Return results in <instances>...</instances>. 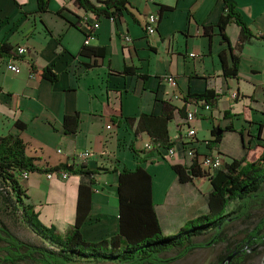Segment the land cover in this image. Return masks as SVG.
I'll use <instances>...</instances> for the list:
<instances>
[{
	"label": "crops",
	"instance_id": "obj_1",
	"mask_svg": "<svg viewBox=\"0 0 264 264\" xmlns=\"http://www.w3.org/2000/svg\"><path fill=\"white\" fill-rule=\"evenodd\" d=\"M234 1L254 35L239 53L237 78L222 74L219 53L225 50L230 61L228 44L216 27L222 0H128L126 11L115 18H96L73 0H48L45 11L38 9L37 0H0V43L9 44L18 55L0 58V135L19 136L25 154L41 167L77 164L76 153L90 150L84 163L97 173L80 229L84 241L96 242L118 232V173L124 167L140 165L151 175L161 231L176 232L207 210L210 176L200 169L202 177L181 183L171 167L191 163L182 142L187 112L195 115L194 145L200 154L218 153L230 162L246 152L250 159L253 151L245 148L264 142V0ZM152 12L157 13L158 24L156 32L148 34L144 21ZM205 26L213 27L211 37L204 33ZM89 27L94 35L86 45L103 47L101 56L81 54ZM225 33L234 47L239 27L229 23ZM17 46L27 51L18 54ZM8 60L20 67L19 73L5 68ZM44 67L57 74L55 82L38 76ZM207 88L219 95L214 108L184 102L187 94ZM165 103L174 108L167 122L169 139L174 141L172 157L164 156L161 148L160 155L145 149L150 136L134 131L141 115L158 116ZM74 113L75 132L65 134L63 117ZM126 118H134L132 126ZM219 134L218 143L207 144ZM80 181L76 174L63 179L31 172L19 183L40 222L64 234L75 220Z\"/></svg>",
	"mask_w": 264,
	"mask_h": 264
},
{
	"label": "trees",
	"instance_id": "obj_2",
	"mask_svg": "<svg viewBox=\"0 0 264 264\" xmlns=\"http://www.w3.org/2000/svg\"><path fill=\"white\" fill-rule=\"evenodd\" d=\"M75 5L84 11L91 12L96 18L105 16L115 18L126 11L128 0H101L92 3L90 0H73ZM223 9L216 27L221 38L228 44L230 61L226 51L219 53L222 74L225 77L237 78L239 53L245 41L253 38L247 24L236 8L234 0H222ZM38 9L45 11L48 0H37ZM164 7H160V16ZM235 23L239 27L238 42L234 47L229 44L225 33L226 26ZM212 26H205L204 33L211 37ZM103 47L83 46L82 55L101 56ZM12 46L0 43V58H17ZM31 74L36 75L34 70ZM128 70H125V72ZM50 82L57 80V74L49 67H44L38 73ZM219 95L211 88L201 93L187 94L184 102H199L214 108ZM173 107L164 104L160 115H141L134 129L135 134L146 131L151 138L154 153L160 155L159 148H171L167 132V122L172 118ZM182 113L183 109L179 110ZM264 112V111H263ZM129 126L134 118H126ZM78 114L65 115L63 127L65 134L75 132ZM23 127L22 124H17ZM211 133L214 135L215 130ZM221 135L215 136L207 144L218 143ZM250 159L245 154L238 159L224 162L221 168L210 176L211 189L207 195V210L196 218L188 220L179 230L170 235H162L155 204L151 195V175L140 165L134 169L122 168L118 173V220L119 230L116 234L96 242L84 241L81 235V225L90 207L91 185L94 183L96 170H89L84 162L77 164L59 163L52 167H41L35 159L25 154V144L14 134L0 135V199L10 203L19 212L21 220L40 239V244H33L19 239L0 220V264H18L21 261L32 260L38 264H74L79 261L110 262L112 264H168L196 248L210 247L225 241L223 230L230 223L245 219L256 208H264V142L256 144ZM172 169L181 183L193 182L194 178L202 177V172L195 160L189 166L172 164ZM52 172L65 171L69 175L81 177L78 187L76 213L74 223L61 234L53 226H45L38 219L33 206L27 202L26 190L19 183L21 172ZM235 207H231L232 203ZM210 233L203 241L196 237ZM264 239V216L254 228L248 232L245 239L230 251L232 260L225 264L240 262V258L252 244ZM177 250L175 255L161 256L164 253ZM242 252V253H240Z\"/></svg>",
	"mask_w": 264,
	"mask_h": 264
},
{
	"label": "rangeland",
	"instance_id": "obj_3",
	"mask_svg": "<svg viewBox=\"0 0 264 264\" xmlns=\"http://www.w3.org/2000/svg\"><path fill=\"white\" fill-rule=\"evenodd\" d=\"M236 203H232L231 207H235ZM264 216V208H256L250 212V215L245 219L234 221L227 225L223 230L222 235L225 241H220L210 247L196 248L189 251L183 257H180L168 264H225L226 257L230 254L236 245L240 244L248 232H250L261 217ZM0 220L15 234L19 239L33 244H40V239L29 229V227L21 220L19 212L12 208L10 203L2 202L0 199ZM177 232V231H176ZM173 232V233H176ZM164 229L162 235H170ZM210 233L196 237V241H203L209 237ZM2 243L0 242V245ZM177 250L164 253L161 256L175 255ZM242 253V252H240ZM232 255V254H231ZM230 256V255H229ZM232 260V258H231ZM230 260V261H231ZM229 261V262H230ZM228 262V263H229ZM18 264H38L32 260L21 261ZM74 264H112L110 262H94V261H79ZM234 264H264V239L258 241L257 244H252L244 253L240 262Z\"/></svg>",
	"mask_w": 264,
	"mask_h": 264
},
{
	"label": "built area",
	"instance_id": "obj_4",
	"mask_svg": "<svg viewBox=\"0 0 264 264\" xmlns=\"http://www.w3.org/2000/svg\"><path fill=\"white\" fill-rule=\"evenodd\" d=\"M158 24V15L156 12L149 13L145 17L144 21V27L145 30L148 34H154L156 32ZM98 26L97 23L93 24V28H96ZM89 32L87 33V36H85V39L83 41L84 44L89 43V39L94 35V31H91V27H89ZM123 40L126 43L131 42V38L128 35L123 36ZM27 51V48L25 46H17L16 47V52L18 54H24ZM191 56H194V54H190ZM5 68L13 73H19L20 72V67L13 61V60H8L5 62ZM170 83L172 85H175L176 82L172 78H168ZM231 97L233 99L237 98L236 93H232ZM207 106V105H206ZM195 119V115L192 112H187L185 121H184V132H185V140L183 142L184 146V154L186 157H188L190 160H195L196 164L198 167L207 174V176H212L216 170L221 168V166L224 163L223 157L218 154V153H211V154H200L196 151L195 145H194V138L196 134V130L194 126H192V121ZM112 125L110 123L105 125L106 129H111ZM145 149H152L153 146L151 143H146L144 145ZM164 156L166 157H172L174 154V149L168 148V149H163ZM60 152V150H58ZM91 156V152L88 149L80 150L76 153V161L78 163L84 162L87 158ZM29 175V172L23 171L19 175V179H25ZM46 176L48 178L51 177H60L63 179H66L68 177V173L65 171H52V172H47Z\"/></svg>",
	"mask_w": 264,
	"mask_h": 264
},
{
	"label": "water",
	"instance_id": "obj_5",
	"mask_svg": "<svg viewBox=\"0 0 264 264\" xmlns=\"http://www.w3.org/2000/svg\"><path fill=\"white\" fill-rule=\"evenodd\" d=\"M232 257H233V254L230 255V256L226 259V262L228 263V262L231 260Z\"/></svg>",
	"mask_w": 264,
	"mask_h": 264
}]
</instances>
